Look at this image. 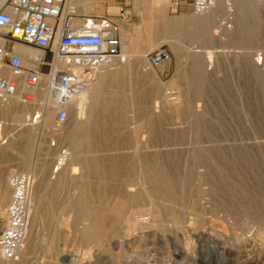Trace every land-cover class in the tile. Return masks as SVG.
Here are the masks:
<instances>
[{"label":"rangeland","instance_id":"1","mask_svg":"<svg viewBox=\"0 0 264 264\" xmlns=\"http://www.w3.org/2000/svg\"><path fill=\"white\" fill-rule=\"evenodd\" d=\"M106 1L108 12L115 13L113 0ZM139 1L144 0L130 3L134 16L123 27L127 60L96 73H109L100 88L101 96L111 100L102 119L110 122L119 110L122 115L118 123L105 124L93 147L78 152L99 157L116 170L106 180L104 194L89 197L90 205L105 207L101 216L105 215L104 227L109 225L102 239L81 237L86 220L76 217L71 203L77 195L71 177L78 175L67 166L54 168L60 148L74 153L61 137L79 120L73 105L60 125L46 89L39 91L37 102L11 99L10 112H0L1 136L6 140L0 145L3 207L11 172L28 171L34 182L44 180L35 203L34 234L29 240L33 243L16 264H264V89L259 80L264 74V3L245 0L258 15L255 38L236 37V0H219L200 18L203 37L186 39L181 29L144 36L141 24L143 13L150 10L149 0L144 9L136 7ZM154 1L155 13L166 18L199 17L192 15L188 1L176 11H167L165 0ZM227 2L232 7L229 14ZM158 46L166 47L170 57L149 67L147 55ZM257 52L259 64L254 60ZM194 59L203 75L199 89L191 83ZM112 73L118 78L112 79ZM119 103L122 109H113ZM47 109L50 117L42 120ZM37 111L40 118L30 122L28 115ZM239 154L255 165L251 170L236 164L246 174L233 180L230 168ZM147 159L162 165L172 178L176 193L172 197H164L146 182ZM74 165L79 167L77 161ZM90 180L92 185L98 183L96 177ZM1 215L2 208L0 220ZM140 216L147 220L139 221Z\"/></svg>","mask_w":264,"mask_h":264},{"label":"built area","instance_id":"2","mask_svg":"<svg viewBox=\"0 0 264 264\" xmlns=\"http://www.w3.org/2000/svg\"><path fill=\"white\" fill-rule=\"evenodd\" d=\"M133 1L119 0L115 13L88 14L79 10V0H0V101L37 102L39 91L47 89L56 109V123L65 122L70 99L93 80L95 73L113 62L127 60L123 27L133 19L130 6ZM165 1L167 11H176L188 1L195 16L216 2ZM254 2L260 4L264 0ZM231 8L227 2V14ZM17 44L41 54L24 56L15 51ZM169 57V50L158 46L147 55V63L154 67ZM254 60L260 63L259 52ZM41 114L34 112L28 115V120L34 122ZM2 128L0 121V135ZM67 155L66 148L59 149L55 169ZM6 183L9 194L0 220V258L17 262L26 246L34 178L28 171L15 170L8 175ZM146 220L140 216L139 221Z\"/></svg>","mask_w":264,"mask_h":264},{"label":"bare ground","instance_id":"3","mask_svg":"<svg viewBox=\"0 0 264 264\" xmlns=\"http://www.w3.org/2000/svg\"><path fill=\"white\" fill-rule=\"evenodd\" d=\"M145 1L146 0H144L143 3L142 2L140 3V1H139V3H136V7L142 6V8H143V5L145 4L144 3ZM219 2H220L219 0H216L215 7L217 6V3H219ZM147 3H148L147 5L150 8V10H147L145 12L143 11L144 13H143V17H142V24H141L142 28L141 29H142V31L144 33V36H147L149 38L150 37L154 38L155 36L158 37L159 35H164V34L168 33L169 31H172L174 29H177V30L181 29L183 37H185L186 39L187 38L188 39H194L196 37L197 38L203 37V32H205V31H204V26L202 25L203 21L200 18H201V16H204L205 14H208L210 12V10H213V8H215V7H213V8L211 7L212 9L211 8L208 9L207 11L202 13L201 15H198L199 17H197V18L191 17V16L186 15V14L180 15V16H177V17L166 18V17H164V15L163 16L160 15V13L159 14L157 12L155 13V6H157V4L155 3L154 0H149ZM165 3H166V1H165ZM234 7H235V10L237 12V13L235 12L236 13L235 14V27H236L235 32L237 31L236 32L237 34H235V35H237L236 37L239 38V36L243 35V37H245L244 39L249 38V37L255 38L257 33L260 30L259 29V27H260L259 23H257L258 15H257L256 10L254 8H252L251 6H249V4H247L245 0H236L235 3H234ZM165 8L167 10V7H165ZM163 13L165 14V9L162 11V14ZM157 15L160 17V19H157V17H158ZM154 18H155V21L157 22V24L159 25L158 26L156 24L155 27H158L157 29H153V27H154V24H153L154 20L153 19ZM205 20H207L206 16H205ZM200 21H202V22H200ZM262 35H264V33H262ZM235 42H236V40H235ZM129 43H131V42H129ZM124 44L126 46V49H125L126 51L125 52H127L128 49H129V48L127 49L128 43L126 42ZM15 51L17 53H20V54L24 55V56H30V57L37 56V55L41 54L40 51H33V49H31V47L26 46V45H22V44H17L15 46ZM26 63H28V62L26 61ZM199 63L200 62H198V60L194 59L193 62H192V65H191V69H192V72L194 74V77H192V78L193 79L195 78V80L192 79L193 82H191V83H193L197 88L200 86V83L202 82L201 81L202 80L201 77H203V75L201 74V66H200ZM119 64L121 65L122 63L113 62L110 65L104 66L103 68H111V67H113L115 65H119ZM108 74L109 73H103L102 74L100 72L99 75H97L95 73V76H94L93 80H91L90 83L87 86H85L83 89L78 91L70 99V103H71V105H73L74 111H75V113L77 115V118L79 120L75 122V124H74V126L72 128H70V129H68L66 131H63L61 133V137H62V139H65L64 140L65 142L67 141L66 142L67 143V148H69L74 153H72V154H70L71 152L68 153L69 156L67 155L65 157V161L63 162V165H61L59 167H56V170H58L59 168H61V169L65 168L66 166L70 167L71 170H72V174H77L78 175L77 177H71L72 179L75 180V182H76L75 187L77 188V195H76V197L73 199V201L71 203H72V207H73L72 210L74 211L76 217L77 218L80 217V218H83L84 220H86L85 221L86 224L83 226V228L81 229L80 233H81V237L83 239H86L87 241L88 240L96 241V240L100 239L101 237H103L102 235L105 232V227H107V225H109V224H107L104 227L103 219L105 218V215H104L103 219H102V216H101V214H103V212H104L103 208H105V207H103V208L99 207L98 208L97 204H96L97 206L90 205L89 204L90 203L89 197L92 196V195H95L97 197L98 196H102L104 194L103 192L105 191V182H106V180L108 179L109 176L116 175V170L113 169L114 167L113 168L109 167L110 164L109 163L108 164L104 163L103 161H101L99 159V157L98 158H96V157H86L84 155H79L78 154V152L80 150L89 149L90 147H93V146H91L93 144V140H95L96 138L98 139L99 137H96V135H98V134L102 133L103 131H105V129H104L105 124L115 123L116 120H119L118 119L119 114L122 115V112L119 110V109H122V106L119 103V105H115V106L112 105L114 107L113 109L119 110L118 114L115 113L117 115L113 114V115H115L112 118L113 120H110V122H108L107 120L104 121V119H102V118H104L102 110L108 109L110 107L109 104H110V101H111L110 99H109L110 101L109 100L106 101L101 96V93H100L101 83H102V81L104 80V78ZM110 76H111L112 79H115V78L117 79L118 78L116 73H112ZM259 80H260V84L262 85V89H264V74L261 75ZM47 91L48 90L46 89L45 92H47ZM13 103H14V101H11V99L4 101V103L2 105L0 103V112L1 113L10 112L8 110V108H10L13 105ZM117 103H118V101H117ZM4 106H7V110L4 109ZM48 109L44 112V116L45 117H43L42 120H44V119L48 120L49 119L50 111H48ZM10 110L13 111L12 109H10ZM121 120L122 119H120V121ZM116 123H118V122H116ZM108 137H109V135H108ZM109 138H107V139L110 140ZM24 141H26V140H24ZM102 141H103V139H102ZM0 142H2V143L6 142V140L4 138H2L1 135H0ZM22 143H23V141H22ZM23 144L25 145V143H23ZM199 146H200V144H199ZM22 149H24V148H22ZM2 156H3V153H2L1 147H0V158ZM76 161L79 164V167L78 166L76 167L77 164L74 165ZM146 162H147L146 171H145V174H143L146 182L154 185V187L159 189V192L161 193V195H164V197L165 196L166 197H172L174 194H176V193H174V186H173L172 178L166 174V170L163 168V166L160 165V164H156V163L155 164L151 163V162L148 163L149 162L148 159L144 160V164ZM232 162H233V164H231L230 173H231V176H232L233 180H236L238 178L239 179H244L245 174H246V173H242L241 171H239L238 170L239 168L238 169L236 168V164H238V163L241 164V165L244 164L245 165L244 168H250L251 170L254 169V165H255L254 161L247 160L246 157H244L241 154L237 155L235 157L234 161H232ZM55 163H54V166H55ZM106 165H108V166H106ZM78 168H79L80 171H76ZM32 176L34 177L33 173H32ZM64 176L65 175H63V178H65ZM60 177L61 176H59V179H60ZM91 177H96L98 179V183H95V184H97V186H94L95 184L92 185L91 180H90ZM262 177H264V176H262ZM233 180H232V182H234ZM43 184H44L43 178H41L39 181L37 180V183L34 182V184H33L32 200H31L32 205H31L28 232H27V237H26V246H25L24 251L28 249L29 244H30L29 242H32V240L31 241H29V240H30V236L32 237L33 234H34L33 230L31 229V226L33 224V221L35 220L34 219L35 218L34 210L36 208L35 207V203L37 201V198L39 199L40 196H41L40 191L43 188ZM126 190L127 191H131L130 188H127ZM197 191H198V189H197ZM5 192H6L5 190H2L0 188V210L2 208V215L1 216H3V209L5 207V205L3 207V202H4V199H5ZM111 226L112 225L109 226L110 230L113 229V226H112V229H111ZM24 251H23V254H24ZM16 263L17 262L8 261V260H4V259L0 258V264H16Z\"/></svg>","mask_w":264,"mask_h":264},{"label":"crops","instance_id":"4","mask_svg":"<svg viewBox=\"0 0 264 264\" xmlns=\"http://www.w3.org/2000/svg\"><path fill=\"white\" fill-rule=\"evenodd\" d=\"M118 2L119 0H113L112 5L115 6ZM79 5V10L88 14H103L108 11L107 7L109 6L106 0H80ZM163 62L165 63V61Z\"/></svg>","mask_w":264,"mask_h":264}]
</instances>
